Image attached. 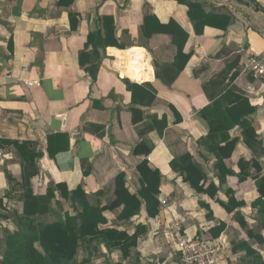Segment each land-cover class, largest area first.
Instances as JSON below:
<instances>
[{
    "label": "crops",
    "instance_id": "crops-1",
    "mask_svg": "<svg viewBox=\"0 0 264 264\" xmlns=\"http://www.w3.org/2000/svg\"><path fill=\"white\" fill-rule=\"evenodd\" d=\"M59 1L0 0V144L1 140L20 144L0 148V192L2 197L8 194L5 206L22 210V188L15 187V183L11 186L5 173L10 172L21 182L20 149L30 148L40 154V173L32 180L36 195L47 194L51 183L67 185L69 191L82 186L89 201L102 206L116 200L120 174L126 175L129 191L136 194L142 187L138 167L148 160L152 169L163 175L160 201L168 202L162 209L165 225L163 212L150 218L143 207L130 221L118 220L122 209L107 211L109 223L104 228L116 227L130 235L139 225L146 226L148 233L151 228L150 234L139 240L137 251L157 255L167 249L170 264L178 263L179 228L182 235L193 238L199 229L207 232L224 222L227 230L238 229L240 234L238 240L227 242L231 246L234 241L249 240L233 214L216 199L191 189L170 163L189 152L209 176L205 186L212 181L220 186L216 156L200 143L210 133L209 122L200 114L212 103L205 86L212 94L231 86L246 94L257 108L252 121L264 143V79L243 71L249 57L264 59V0H255L263 10L260 13L238 0H191L204 2L207 13L231 14L235 19L227 31L206 27L201 36L189 19L188 7L175 0H76L72 7L60 6ZM71 11L81 15L79 29L72 34ZM147 14L156 15L163 24L175 20L190 35L185 53L193 55L170 86L171 77L179 71L174 67L177 48L169 35L158 34L150 40L142 35ZM105 16L114 17L117 38L127 49H100L102 63L93 80L87 67L81 65L80 54L86 50L90 34L103 27L100 17ZM238 58L239 75L234 83H229L230 75L218 84L213 82ZM126 79L140 86L151 84L157 92L155 101L151 105L135 104ZM148 101L147 94L145 104ZM133 108L138 110L136 116L142 117L139 123H134ZM178 113L182 121H177ZM164 116L169 125L161 134L157 123ZM153 118H157L156 123ZM241 132L237 126L229 134L236 137ZM143 142L153 152L134 154ZM253 158V152L241 141L227 165L239 173V162ZM261 162L264 173V155ZM251 172L254 174L255 169ZM226 188L235 190L239 200L250 191V197L254 196L250 205L259 196L252 178L241 183L237 176L228 177L218 199L228 201ZM56 195V201L63 204L62 214H75L71 206H65L68 202L60 192ZM202 202L213 211L212 221ZM241 211L249 222L252 209ZM227 230L217 240L226 241ZM116 253L122 255L120 251L109 254L118 262L122 259Z\"/></svg>",
    "mask_w": 264,
    "mask_h": 264
},
{
    "label": "trees",
    "instance_id": "trees-1",
    "mask_svg": "<svg viewBox=\"0 0 264 264\" xmlns=\"http://www.w3.org/2000/svg\"><path fill=\"white\" fill-rule=\"evenodd\" d=\"M76 0H61L60 6L72 7ZM179 4L188 7V16L192 22L195 32L201 36L206 27L218 28L227 31L234 23L235 19L231 14L207 13L205 3L191 0H175ZM70 22L72 33H76L81 23V15L71 11ZM103 27L95 33H91L89 42L85 51L80 54V63L87 67L93 80L97 79L98 71L101 67L102 56L100 49L116 47L122 50L127 46L117 38V28L113 16L100 17ZM165 34L172 37V43L177 48V55L174 61V67L177 71L168 85L182 73L187 66L193 53L186 54L185 47L189 41V33L175 20L168 24L159 21L156 15L147 14L142 27V35L150 40L155 35ZM92 45V46H90ZM13 41L11 40V47ZM91 47V50L89 49ZM240 64V58L228 64L218 79L213 80L220 83L221 78L229 83H234L239 72L237 67ZM233 72V73H232ZM232 73V74H231ZM157 77L159 75L157 74ZM127 88L133 94V102L151 105L156 97L157 92L151 84L140 86L125 80ZM149 89V91H148ZM205 91L211 100V104L203 109L200 114L209 122L210 133L201 144L214 153L217 162L215 164L217 177L220 186L213 181L206 187L209 181L208 174L204 171L194 157L188 152L182 156L176 157L171 163V168L179 173L185 183L198 194H205L216 199V201L226 210L227 213L233 214L234 219L241 228L246 232L249 240L234 241L232 243V253L240 255L243 264H264V173L261 158L264 155L263 141L260 140L256 129L254 128L252 117L257 112V108L252 106L250 99L242 91L234 86L225 92L209 93ZM150 96V101L145 104V95ZM174 110L175 108L171 106ZM134 123H139L142 117H137V109L133 108ZM177 111V110H175ZM155 123L157 118H153ZM177 121H182L178 113ZM168 117L164 116L163 120L157 123L161 134L168 127ZM239 126L242 130L240 136L231 137L230 131ZM154 129V127H151ZM243 141L245 145L253 152L254 158L251 161L241 160L239 162L240 172L236 173L229 168L227 161L233 156L237 145ZM19 145L8 140H1L0 148L4 146ZM15 145V146H16ZM21 148H23L21 146ZM24 148L21 156L22 180L19 182L13 175L6 171V177L15 187L21 186L23 191L22 210H13L9 214L5 213L2 218L14 221L16 230L6 229L0 234V250H3L0 264H75L79 251L85 248V251L93 255L98 252L104 245L109 253L120 251L122 260L118 263L125 264L126 261H132L138 264L140 253L137 251L139 240L148 233L144 225H139L134 234L130 235L126 230L119 228H104L109 223L105 213L107 211H117L122 209L118 216L119 221H130L133 217L139 215L143 207L150 218L160 216L163 205L160 201L161 184L163 175L160 170L152 169L148 160L143 161L138 169L141 173L142 187L136 194H132L127 187L126 175L120 174L116 181V200L111 204L102 206L94 205L89 201L87 193L80 186L73 191H69L67 185L51 183L47 194L36 195L33 190L32 180L39 175L37 159L40 154L36 150ZM153 148L145 142L139 144L134 154L144 153L150 155ZM255 173L252 174V169ZM88 174V172H86ZM230 176H237L241 183L249 179L255 181L258 191V198L252 202V208L257 210L256 225L251 227L244 213L241 211V203L236 197V191L232 188L224 190L228 201L218 199L219 192L227 185V179ZM57 192H60L65 201H67L75 214L66 212L62 214L63 204L56 201ZM5 195H0V207L9 209L5 206ZM54 201L55 208H54ZM202 207L208 211L207 218L214 219L213 211L210 206L201 203ZM52 217L50 221H44V218ZM228 225L224 222L212 228L207 232H198V238H207L215 240L221 237L222 233L227 230ZM210 232V233H208ZM262 249V250H261ZM91 261L87 257L82 263Z\"/></svg>",
    "mask_w": 264,
    "mask_h": 264
},
{
    "label": "rangeland",
    "instance_id": "rangeland-1",
    "mask_svg": "<svg viewBox=\"0 0 264 264\" xmlns=\"http://www.w3.org/2000/svg\"><path fill=\"white\" fill-rule=\"evenodd\" d=\"M238 3H240L241 5H245L246 4V0H238ZM0 178H1V170H0ZM0 181H1V179H0ZM19 188L21 189V187H19ZM246 192H247V197L246 198H240L239 202L241 203L242 210H247L248 211L249 208L252 209L249 222H250V225L254 227L256 225V217L255 216H256L257 210H254L252 208V204L250 205V200L254 196L250 197V191H246ZM0 195H1V192H0ZM20 197L22 199L23 193H21ZM67 204H69V203H67ZM67 204L65 203L66 207L70 206V204L69 205H67ZM10 207H12V205ZM16 208H17V206L16 207H12L13 210H17ZM163 209H165V206H164ZM13 210L8 209V208L4 209V208L0 207V234L3 233L6 229L11 230V231H12V229L16 230V224H15L14 221L9 222V221L5 220L4 218H2V216L5 213L9 214L10 211H13ZM183 215H185V214H183ZM162 216H164L162 218V224L165 225V213L164 212H163ZM51 218L52 217H46V218H44V221H50ZM252 221H254V222H252ZM197 223L199 224L198 221H197ZM204 230H205L204 228L203 229L202 228L199 229V231L201 233L202 232H206ZM206 230L210 231L211 229H206ZM150 232H151V228H150ZM150 232L148 234H150ZM210 232H208V233H210ZM237 232H239L238 229H236V231H235L234 228L228 229L227 232L225 233L227 235V237H228V238L225 237L226 238V242H229L231 239L238 240L239 237H240V234L237 233ZM222 235H223V233H222ZM147 237L148 236H146L145 238H147ZM153 238H154V236H153ZM226 246H227V250H226V258H227V260L224 262V264H243L240 255L239 256L233 255L232 246L229 243H226ZM89 253L90 252L85 251V248H81L80 251H79V254H78V257H77V260H76L75 264H110V263H118V262L121 261L120 260V261L117 262L116 261V257L114 255H112V254H109V252L106 250V248H103V246L100 247L98 252L95 251L93 253V255H89ZM139 253H140V255H139L140 257L142 255V259H140L138 264H160V263H162V264H170L169 263L170 261H168V255H169L170 252L167 249H163L157 255H155L153 253H151L150 255H147L146 253H142L141 251H139ZM2 254H3V250H0V258L2 257ZM262 254L264 256V251L263 250H262ZM117 255L120 256L121 259H122V255H120V253H118ZM232 256H233L234 259H231ZM87 257H91V261L87 262V263H82L83 260L86 259ZM148 257L150 258V261H147L146 258H148ZM176 259L178 261L177 264H179V257L176 256ZM162 261H164V262H162ZM125 264H135V263L132 262V261H126Z\"/></svg>",
    "mask_w": 264,
    "mask_h": 264
},
{
    "label": "built area",
    "instance_id": "built-area-1",
    "mask_svg": "<svg viewBox=\"0 0 264 264\" xmlns=\"http://www.w3.org/2000/svg\"><path fill=\"white\" fill-rule=\"evenodd\" d=\"M243 71L264 79V59L256 56L249 57L244 63ZM161 203L163 206L168 204L167 201ZM177 234L176 252L179 253V264H224L227 260L226 241L208 240L198 236L189 238L181 234L180 228Z\"/></svg>",
    "mask_w": 264,
    "mask_h": 264
},
{
    "label": "water",
    "instance_id": "water-1",
    "mask_svg": "<svg viewBox=\"0 0 264 264\" xmlns=\"http://www.w3.org/2000/svg\"><path fill=\"white\" fill-rule=\"evenodd\" d=\"M246 6L253 8L257 13L263 12L259 4L255 0H246ZM264 38V32L262 33Z\"/></svg>",
    "mask_w": 264,
    "mask_h": 264
}]
</instances>
